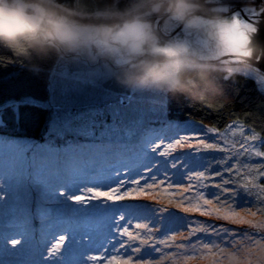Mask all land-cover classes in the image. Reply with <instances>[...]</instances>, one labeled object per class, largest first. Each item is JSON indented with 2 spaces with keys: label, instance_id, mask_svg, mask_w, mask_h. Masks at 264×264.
<instances>
[{
  "label": "rangeland",
  "instance_id": "374dc122",
  "mask_svg": "<svg viewBox=\"0 0 264 264\" xmlns=\"http://www.w3.org/2000/svg\"><path fill=\"white\" fill-rule=\"evenodd\" d=\"M123 1L126 9L131 8L135 2V0ZM195 4L197 6L195 14L201 20V24L197 27H186L163 12H145L143 18L149 24L157 43L165 48L169 46L182 48L185 53L184 65L190 67L193 66L190 63L192 60L197 62L196 65L216 62L228 74L241 72L254 80L257 75L264 76V71L257 65L260 55L250 62L242 59L249 55L245 46L252 41L253 35L251 34L256 29L262 31L264 16H259L252 22V28L255 30H249L244 26L243 22H246L244 17L235 18L234 11L239 5L249 13L264 12V0H195ZM72 12L75 14L73 18L79 24L89 28L97 26L83 24L77 20V17L84 15L74 12V10ZM118 12L122 11L112 10L95 15L103 18L113 16L118 19L115 15ZM219 22L227 23L232 29L233 47L238 55L221 54L215 51L208 29L210 25ZM59 49L60 55L49 71V98L45 104L50 107L47 122L52 125L48 132L40 135L38 139L15 138L0 134V197H3L4 192L7 191L9 201L5 207L12 209L8 215L0 216V261H7L8 264H17V261L26 260L30 252L27 249L23 251L17 249L16 252L6 251V247L8 249L16 248L11 245L10 238L7 246L5 245L6 237L14 236L16 239H22L25 243L38 248L47 231L59 219L67 215V210L63 209L55 198V189L58 187V181L69 175L71 169L74 173L88 169L97 170L103 174L104 169L108 167H116L122 163H137V161L130 160L127 153L110 155L99 146H92L90 151L77 154L86 148L87 141L100 140L104 129L109 126L116 128L123 137L134 136L140 128H156L159 129L160 135L174 136L173 130L162 128L161 125L183 122L169 119L166 106L162 109L155 106L158 102L153 97H166L169 87H141L124 82L126 78L139 74L138 65L142 61L153 59L148 54L110 53L98 50L90 44H81L74 49L65 47H59ZM180 68L177 66L174 71L178 74ZM117 113L123 117L122 124H116L113 121V117ZM233 121L236 122L237 129L244 127L254 131L239 120H232L228 124ZM89 126L91 127L89 128ZM220 130L225 131L226 127ZM63 133L69 134L70 138L62 136ZM226 139L230 144H237L242 140L241 133L238 130H233L229 132ZM168 142V140L156 141V144L161 145L160 152L166 150L165 145ZM188 151V149L178 148L168 157H161L157 153L158 160L166 159L168 161L167 175L173 185L170 192H175L178 186L186 187L188 185L187 171L189 169L203 170L193 168L192 160L185 163L183 157L179 160L173 159L178 153ZM239 151L237 144L234 152ZM214 155L219 159L224 154L215 153ZM208 158L211 159L210 156ZM173 163L176 164V168H172ZM231 163L239 169V173L234 171L226 175L225 178L231 176L233 180H237L238 183L233 186L238 189L245 180H251L252 176H257L259 171H264V168L260 167L264 165V158L256 157L254 152L249 153L247 150L238 155ZM156 166L160 165L156 164ZM181 173L185 175L182 176ZM162 178L163 174L161 173ZM214 180L219 182L218 177ZM256 182L260 183L261 181L257 179ZM192 183L195 184L196 181L193 180ZM167 186L165 183L160 189L153 192L156 196L154 200L141 198L138 201L117 203H140L170 208L171 205L168 201L171 199L175 202L176 197L163 194V188ZM209 191H214V189H209ZM253 193L251 203L248 198L234 202L235 211L245 221L251 223H229L214 217L199 216L198 213H181V215L198 217L200 220H207L217 225L224 224L232 229L248 230V234L254 237L251 241L238 236L227 245L222 238H215L208 244H182L179 242L188 235V231L185 229L176 232L175 241L161 245L158 251L143 255L132 253V255L135 258L145 259L147 264H264V240H261V234H264V202H262L264 193H259L257 189H253ZM76 194L90 195L85 193L83 187ZM33 200L44 201L43 206L35 214L28 210ZM3 204L4 201L0 200V205ZM172 210L180 211L179 209ZM33 215L39 221L38 225H34ZM138 222L147 221L133 219L130 227L128 224L124 226L129 227V231L133 233L143 231L135 228ZM160 229L161 225L157 224L153 228V232H158ZM168 234L172 235L173 233ZM156 239H166V236L161 234ZM58 241L59 236L57 235L56 239L51 242ZM133 243L137 244L138 242ZM151 247L150 242L149 248ZM170 248L171 250H169Z\"/></svg>",
  "mask_w": 264,
  "mask_h": 264
},
{
  "label": "snow or ice",
  "instance_id": "6c2138e0",
  "mask_svg": "<svg viewBox=\"0 0 264 264\" xmlns=\"http://www.w3.org/2000/svg\"><path fill=\"white\" fill-rule=\"evenodd\" d=\"M234 11L235 18L244 17L246 21L243 22L244 26L249 30H255L252 28V22L259 16H264V12L249 13L239 5ZM255 82L257 90L264 92V76L257 75ZM153 99L158 102L156 107L162 109L166 105V97L154 96ZM113 121L122 124V115L115 114ZM161 127L173 130L175 135L163 136L159 134V129L140 128L134 136L123 137L116 128L109 126L104 129L100 140L87 141L86 148L77 154L90 151L92 146H99L110 155L127 153L129 159L137 163H122L116 167H108L104 169L103 174L88 169L74 173L71 169L69 175L58 181V187L55 189V198L61 207L67 210V215L47 231L40 246L34 248L14 236L5 238L6 246L9 238L11 245L16 246L15 249L6 247V251L16 252L17 249L20 251L27 249L30 252L26 260L17 261V264H147L145 259L135 258L132 253L143 255L158 251L161 245L175 241L176 232L185 229L188 235L179 242L182 244H208L215 238H222L227 245L238 236L251 241L254 237L248 234V230L232 229L224 224L217 225L181 213H198L199 216L214 217L229 223H251L245 221L235 211L234 202L248 198L251 203L253 189L264 193V171H259L251 180H245L239 189L233 186L238 183L237 180H233L231 176L225 177L234 171L239 173V169L231 161L245 150L249 153L254 152L256 157L264 158V135H258L244 127L237 129L235 121L228 124L225 131L190 119ZM233 130L241 133L242 140L237 142L239 152H234L237 144H230L226 139ZM158 140L169 141L165 145V151H159L161 145L156 144ZM178 148L189 151L178 153L173 157L174 160H179L181 157L185 163L192 160L193 168L203 170L189 169L188 185L178 186L175 192H170L173 185L167 175L168 161L158 160L157 153L161 157H168ZM215 153L224 155L218 159ZM209 156L211 159L208 158ZM156 164L160 166L157 167ZM260 167L264 168V165ZM172 168H176L175 163L172 164ZM181 175L185 174L181 173ZM216 177L219 178V182H215ZM257 179L261 182L257 183ZM193 180L196 181L195 184L192 183ZM165 183L168 186L163 188V194L176 197L175 202L171 199L168 201L170 208L140 203H117L138 201L141 198L154 200L156 196L153 192ZM82 187L85 193L90 195H77ZM0 200L4 201V204L0 205V216H6L12 211L5 207L9 201L7 191ZM43 204V200H33L28 210L35 214ZM172 209L180 211L176 212ZM133 219L147 221L135 225L137 230L143 231L135 233L129 231ZM33 222L34 225L39 223L35 215ZM125 224L129 227H125ZM157 224L161 225V229L154 233L153 228ZM161 234L166 236V239L157 240L156 237ZM57 235L59 241L52 243ZM125 237L127 239H124ZM261 240H264V234H261ZM150 242L151 248H149ZM0 264H8V262L0 261Z\"/></svg>",
  "mask_w": 264,
  "mask_h": 264
},
{
  "label": "trees",
  "instance_id": "16d2710c",
  "mask_svg": "<svg viewBox=\"0 0 264 264\" xmlns=\"http://www.w3.org/2000/svg\"><path fill=\"white\" fill-rule=\"evenodd\" d=\"M55 3L83 14L77 20L88 25L118 20L96 13L126 10L123 0H55ZM263 33L264 23L261 32L256 29L251 34V43L258 52H262ZM59 55V47L41 52L29 49L25 55L0 44V134L38 139L48 132L52 125L47 122L50 107L45 104L49 98V71ZM262 58L260 55L257 63L262 64ZM178 78L182 83L166 91L165 108L169 119H190L219 129L232 120H239L264 135V92L257 90L252 77L241 72L228 74L218 63L211 62L184 65L179 69ZM65 134L61 135L70 138Z\"/></svg>",
  "mask_w": 264,
  "mask_h": 264
},
{
  "label": "clouds",
  "instance_id": "9594fccd",
  "mask_svg": "<svg viewBox=\"0 0 264 264\" xmlns=\"http://www.w3.org/2000/svg\"><path fill=\"white\" fill-rule=\"evenodd\" d=\"M195 0H135L133 6L115 15L118 20L95 27L79 24L74 13L58 6L55 0H0V44L19 54L28 50L41 52L49 47L74 49L90 44L98 50L129 55L148 54L153 59L139 65V74L125 79V83L141 87L176 88L182 83L174 69L184 67L185 53L178 46L161 47L149 24L145 12H163L186 27L201 24L196 13ZM209 36L217 53H238L234 50V35L225 22L209 26ZM249 55L242 57L250 62L257 55L256 47L249 42ZM190 63L195 66L196 61Z\"/></svg>",
  "mask_w": 264,
  "mask_h": 264
},
{
  "label": "water",
  "instance_id": "95a60500",
  "mask_svg": "<svg viewBox=\"0 0 264 264\" xmlns=\"http://www.w3.org/2000/svg\"><path fill=\"white\" fill-rule=\"evenodd\" d=\"M263 35H264V33H263ZM261 47H262V52H264V40H263V42H262V44H261ZM263 56V62H262V64L261 63H257V65L264 71V55H262Z\"/></svg>",
  "mask_w": 264,
  "mask_h": 264
}]
</instances>
